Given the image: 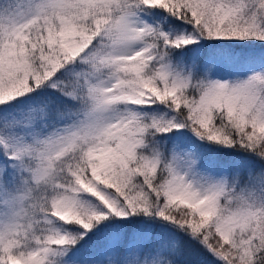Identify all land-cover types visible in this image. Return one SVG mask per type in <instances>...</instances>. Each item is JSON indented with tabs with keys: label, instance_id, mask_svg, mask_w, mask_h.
Masks as SVG:
<instances>
[{
	"label": "snow or ice",
	"instance_id": "obj_1",
	"mask_svg": "<svg viewBox=\"0 0 264 264\" xmlns=\"http://www.w3.org/2000/svg\"><path fill=\"white\" fill-rule=\"evenodd\" d=\"M0 264H264V0H0Z\"/></svg>",
	"mask_w": 264,
	"mask_h": 264
}]
</instances>
